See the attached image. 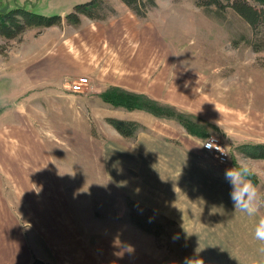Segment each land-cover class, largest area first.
<instances>
[{
	"label": "rangeland",
	"instance_id": "374dc122",
	"mask_svg": "<svg viewBox=\"0 0 264 264\" xmlns=\"http://www.w3.org/2000/svg\"><path fill=\"white\" fill-rule=\"evenodd\" d=\"M86 1L0 0V19L22 7L53 21L16 38L0 36V196L25 220L15 186L25 175L17 172L51 171L66 202L89 211L90 238L115 237L143 264L246 263L243 255L256 252V242L242 239L236 225L235 239L227 241L216 231L224 226L213 224L233 202L225 170L241 160L255 170L251 180L264 217V158L251 154L264 145V27L253 29L231 9L209 15L195 0H157L146 17L121 0H106L105 19L67 18ZM141 51L145 62L135 60ZM84 77L90 83L76 90ZM112 86L199 117L206 134L104 99ZM109 118L142 126L125 137ZM211 137L229 151L228 165L205 151ZM149 141L187 148L206 166L190 165L170 148L156 153ZM132 204L149 219L175 225L157 237L132 221Z\"/></svg>",
	"mask_w": 264,
	"mask_h": 264
},
{
	"label": "crops",
	"instance_id": "0c3cea01",
	"mask_svg": "<svg viewBox=\"0 0 264 264\" xmlns=\"http://www.w3.org/2000/svg\"><path fill=\"white\" fill-rule=\"evenodd\" d=\"M135 58L145 62L148 54L141 51ZM153 141L148 142V147L156 153L170 148L183 153L181 158L190 165L195 161L199 166H206L191 154L195 152H188L187 148H177L166 141H158L153 147L150 143ZM147 161V166L151 165L150 159ZM24 170L25 173L17 172L18 175H25V178L17 180L15 186L21 197L22 213L28 218L21 220L19 212L15 213L4 192L0 196V264H31L35 258L49 264H143L137 256L128 252V246L122 245L115 237H93L92 234L90 238L91 232L84 224V216L87 217L89 211L77 200L72 204L66 202L69 195L66 196L64 189L61 191L58 187L55 173ZM8 174L14 178V172ZM148 174L149 169L146 168V179ZM228 205L226 217L218 219L221 220L220 224L216 221L213 224L224 228L216 231L225 234L227 241H233L237 234L234 226H242L236 228L241 238L254 241L257 245L256 252L243 255V259L247 260L244 264L250 257L264 259V241L257 240L254 234L256 225L264 217L258 211L250 216L235 210L233 202Z\"/></svg>",
	"mask_w": 264,
	"mask_h": 264
},
{
	"label": "trees",
	"instance_id": "16d2710c",
	"mask_svg": "<svg viewBox=\"0 0 264 264\" xmlns=\"http://www.w3.org/2000/svg\"><path fill=\"white\" fill-rule=\"evenodd\" d=\"M124 4L138 16L146 17L149 11L157 6V0H121ZM196 5L202 7L207 14H216L223 16L228 9L233 10L242 19H244L253 29L264 27V0H195ZM109 5L106 0H89L79 3L75 9L67 15V18H75V22L79 23L82 15H86L92 19H105L108 16ZM52 19L46 21L44 15L37 14L28 9L17 7L12 12H4L0 19V36L10 39L16 38L28 27L33 24H52ZM104 99L114 100L117 104H125L130 109H146L162 116H171L178 119L189 130L192 129L193 135H205V127L199 117L186 113L184 111L175 110L173 106L162 103L147 94L129 91L120 87L112 86L103 93ZM161 116V117H162ZM164 118V117H163ZM109 122L117 129V131L125 137L133 136L141 128V123L136 120H124L119 118H109ZM204 127V128H203ZM203 131H201V130ZM255 152L252 156L264 158V145H255ZM154 212V211H153ZM155 213V212H154ZM156 215V213H155ZM157 216V215H156ZM131 219L138 224L143 230L155 234L157 237L163 235L166 231L175 225L174 221H168V225L161 224L157 218H148L146 214L139 212L136 205H131ZM153 225L156 228H153ZM155 229V230H154ZM31 264H48L46 261L35 258Z\"/></svg>",
	"mask_w": 264,
	"mask_h": 264
},
{
	"label": "clouds",
	"instance_id": "9594fccd",
	"mask_svg": "<svg viewBox=\"0 0 264 264\" xmlns=\"http://www.w3.org/2000/svg\"><path fill=\"white\" fill-rule=\"evenodd\" d=\"M188 83H185V87ZM194 91H198L194 89ZM217 108V106H216ZM218 109V108H217ZM205 147L213 146L211 141L204 145ZM255 170L244 160L236 163L235 167L225 170V180L231 186L230 198L233 201L235 210L245 212L248 215H255L261 206L258 190L251 180ZM255 238L264 241V218H261L255 228ZM128 252L131 253L133 248L128 246ZM118 255V253H114ZM203 264L199 259H186L185 264ZM250 264H264V259H253Z\"/></svg>",
	"mask_w": 264,
	"mask_h": 264
},
{
	"label": "built area",
	"instance_id": "2783aa9c",
	"mask_svg": "<svg viewBox=\"0 0 264 264\" xmlns=\"http://www.w3.org/2000/svg\"><path fill=\"white\" fill-rule=\"evenodd\" d=\"M89 83L90 82L88 77L81 78L79 83L75 85V89L80 91L85 86H88ZM209 141H211L213 146L211 147L204 146L205 151L208 152L210 156L215 159L216 163L220 165H228L230 162V157H229V151L226 149V147L219 141L217 137L209 138L204 143V145L207 144Z\"/></svg>",
	"mask_w": 264,
	"mask_h": 264
}]
</instances>
